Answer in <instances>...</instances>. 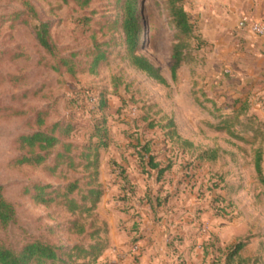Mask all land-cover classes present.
Returning <instances> with one entry per match:
<instances>
[{"label": "rangeland", "instance_id": "1", "mask_svg": "<svg viewBox=\"0 0 264 264\" xmlns=\"http://www.w3.org/2000/svg\"><path fill=\"white\" fill-rule=\"evenodd\" d=\"M122 2L0 0V183L15 206L14 220L0 226V239L15 250L35 236L61 245L88 243L72 221L88 228L94 218L108 242L112 231L128 235L130 264L138 261L141 227L155 236L172 230L156 237L168 239L167 264H188L181 249L193 254L189 264H226L239 241L245 246L230 264H264V184L254 169L261 148L264 175V41H251L264 35L241 29L256 6L264 12V0H182L194 32L181 38L185 57L175 79L170 57L177 33L167 1L137 0L138 54L159 69L163 82L130 64ZM41 22L49 23L55 54L36 40ZM98 50L105 58L91 67ZM71 53L73 73L51 68L58 56ZM100 98L106 101L102 109ZM241 103L247 110L235 115ZM39 111L44 126L71 122L68 140L78 145L88 140L96 119L106 118L110 141L99 149L94 183L103 195L89 216L68 212L51 191L74 179L84 184L81 167L51 171L53 155L39 166L13 162L21 153L18 136L37 129ZM145 144L161 166L170 164L159 179L139 152ZM206 150L216 158L199 156ZM34 184L51 185L52 200L35 202Z\"/></svg>", "mask_w": 264, "mask_h": 264}, {"label": "trees", "instance_id": "2", "mask_svg": "<svg viewBox=\"0 0 264 264\" xmlns=\"http://www.w3.org/2000/svg\"><path fill=\"white\" fill-rule=\"evenodd\" d=\"M78 1L81 6H85L89 2V0ZM166 1L170 22L177 33V41L172 46L170 57L171 77L175 79L177 70L185 57L183 49L186 45L181 38L192 36L194 28L189 14L181 4L182 0ZM121 8L120 27L130 64L149 77L163 82L164 79L160 75L159 69L147 57L138 54L141 23L137 0H123ZM35 36L38 44L46 52L55 54L49 35L48 22L39 23L35 29ZM74 55L75 53H71L69 57L58 56L56 63L51 65V68L55 71H61V67H64L66 72L73 73L75 71ZM104 58V51L98 50L93 56L91 67L98 65ZM105 105V99L100 98L98 107L102 109ZM234 109L235 115L244 114L247 110L246 103H241L239 107ZM36 124L37 129L18 136L17 144L21 153L13 160L14 164L39 166L44 164L49 156L53 155L51 171H55L63 165L66 168L73 169L81 167L87 172V181L84 184H80L79 179H74L68 181L63 187L54 188L51 191L57 190L60 203L66 207L68 212H77L89 216L103 195L102 189L94 183L98 174L99 149L106 148L110 141L106 118L101 116L95 120L88 140L81 145L68 140L74 130V125L71 122L55 121L44 126V112L39 111L36 116ZM256 132L257 128L254 129L253 136ZM189 144L191 143L189 142ZM139 152L147 155L144 157L145 163L150 169L156 170V179H159L169 169L170 164L161 166L160 162L154 159L148 145L141 146ZM199 156L213 160L216 158V152L206 150ZM262 162L263 152L261 148H257L254 155V169L260 182L264 184ZM51 188L52 186L48 184H34L31 198L37 203L45 204L52 200L50 191H48ZM74 193L77 194V197L73 196ZM14 218L15 206L4 197L3 186L0 183V226H7ZM72 225L77 226V233L79 235L84 234L89 241L88 243L81 240L73 244L61 245L46 237L35 236L25 241L19 249L15 250L6 246L0 239V264H100L99 258L109 246L106 237L107 230L102 229L100 226H94V218L89 223L88 228L85 223L78 222V219H74ZM102 233L105 234L102 235ZM244 246L245 241L235 243L226 256V264H230L231 260ZM238 264H243L242 260Z\"/></svg>", "mask_w": 264, "mask_h": 264}, {"label": "crops", "instance_id": "3", "mask_svg": "<svg viewBox=\"0 0 264 264\" xmlns=\"http://www.w3.org/2000/svg\"><path fill=\"white\" fill-rule=\"evenodd\" d=\"M260 7L261 5L256 6V11L254 12L255 17L252 19L260 20L259 18H261L264 22V12L260 13ZM263 11H264V8H263ZM248 19H251V18H248ZM241 24L245 25L241 29L244 30L246 28H249L248 23L243 22ZM259 39L260 38L258 37H251V41L253 40H256L258 42L264 41V38L261 41ZM252 43L250 44V46H253ZM259 47L255 48V50L258 51ZM168 231L171 232L172 230L169 229L167 231H164L163 232L164 234L163 233L162 234L165 235V233H167ZM150 232H153V230H149L145 227H141V230L139 232V234L142 235V237L139 238L140 254H139V257L137 258L138 261L136 264H167L166 260H168V256H167L168 255L167 253L168 252L167 251L168 239L165 237L163 238L161 237L160 240L157 241L156 237L160 233L156 232L157 236H155L151 234ZM162 234H160L159 236H162ZM152 236L153 237L155 236V237L153 238ZM128 239L129 237L126 233H120V232L116 233L112 231L111 235H109V246L107 249L104 250V252L100 256L99 263L100 264H130V260H129L130 258L128 257L129 254L126 251L130 244L128 242ZM118 251H120L121 253H124V256L121 257V255L117 253ZM179 252L181 253L183 252V255L187 256L185 260L189 264L190 257L193 256V254L190 253L191 255H188L189 252L186 249H181Z\"/></svg>", "mask_w": 264, "mask_h": 264}, {"label": "built area", "instance_id": "4", "mask_svg": "<svg viewBox=\"0 0 264 264\" xmlns=\"http://www.w3.org/2000/svg\"><path fill=\"white\" fill-rule=\"evenodd\" d=\"M245 22L249 24V28L253 34L257 36L264 35V23L263 22L259 20H253V19H247V18H245ZM137 249H138V246L136 244L130 247L131 251H136ZM119 255L123 257L124 253L119 252Z\"/></svg>", "mask_w": 264, "mask_h": 264}, {"label": "water", "instance_id": "5", "mask_svg": "<svg viewBox=\"0 0 264 264\" xmlns=\"http://www.w3.org/2000/svg\"><path fill=\"white\" fill-rule=\"evenodd\" d=\"M242 26H244L243 24H241Z\"/></svg>", "mask_w": 264, "mask_h": 264}]
</instances>
